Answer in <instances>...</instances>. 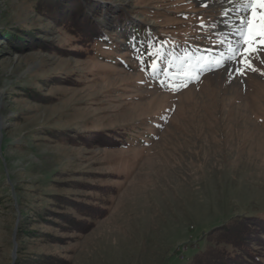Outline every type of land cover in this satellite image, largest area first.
Returning a JSON list of instances; mask_svg holds the SVG:
<instances>
[{"label":"rangeland","instance_id":"1","mask_svg":"<svg viewBox=\"0 0 264 264\" xmlns=\"http://www.w3.org/2000/svg\"><path fill=\"white\" fill-rule=\"evenodd\" d=\"M262 4L101 0L87 44L0 0V264H193L264 218Z\"/></svg>","mask_w":264,"mask_h":264},{"label":"trees","instance_id":"2","mask_svg":"<svg viewBox=\"0 0 264 264\" xmlns=\"http://www.w3.org/2000/svg\"><path fill=\"white\" fill-rule=\"evenodd\" d=\"M38 1H41L47 11L51 13L54 22H63L68 30L86 40L83 43L90 44L103 37V27L94 15L95 13L100 16L101 0ZM141 33L147 34V32L135 28L138 46H143L144 42H149L139 38ZM149 51L150 49H146V51L141 52L145 54ZM105 212L102 210L101 216ZM246 219H251L253 222H246L244 226H241L243 219L219 230V242H216V246L199 253L193 264H264L253 246L255 236H259L262 241L264 239V218L261 215H255ZM252 226H256V229L253 230ZM220 241H224L222 246H220ZM229 244L232 245L231 249L227 247Z\"/></svg>","mask_w":264,"mask_h":264},{"label":"snow or ice","instance_id":"3","mask_svg":"<svg viewBox=\"0 0 264 264\" xmlns=\"http://www.w3.org/2000/svg\"><path fill=\"white\" fill-rule=\"evenodd\" d=\"M261 6L264 7V4H262ZM259 19H260L261 23L259 24L258 34L261 36H264V16H260ZM256 34H257V24H256V15L254 13L253 14V23L248 30V35H247V38L245 40V43L248 47L249 52L255 51V49L253 48V43H254ZM235 71L238 72L239 69H236Z\"/></svg>","mask_w":264,"mask_h":264}]
</instances>
